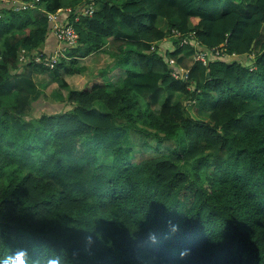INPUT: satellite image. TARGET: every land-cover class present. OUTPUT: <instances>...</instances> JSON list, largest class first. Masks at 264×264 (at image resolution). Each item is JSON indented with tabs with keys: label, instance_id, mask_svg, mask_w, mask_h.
I'll return each instance as SVG.
<instances>
[{
	"label": "trees",
	"instance_id": "trees-1",
	"mask_svg": "<svg viewBox=\"0 0 264 264\" xmlns=\"http://www.w3.org/2000/svg\"><path fill=\"white\" fill-rule=\"evenodd\" d=\"M57 10L78 33L68 50ZM263 25L264 0H0V259L264 264ZM50 39L64 49L53 69H23L21 51L48 55ZM96 53L108 64L87 69ZM37 68L66 93L33 117L16 80Z\"/></svg>",
	"mask_w": 264,
	"mask_h": 264
},
{
	"label": "rangeland",
	"instance_id": "rangeland-1",
	"mask_svg": "<svg viewBox=\"0 0 264 264\" xmlns=\"http://www.w3.org/2000/svg\"><path fill=\"white\" fill-rule=\"evenodd\" d=\"M33 8L35 7L32 6L31 9ZM15 10H17V8H15ZM261 33L264 36V25H263ZM173 47H174L173 40H165L160 44L162 53H165L168 50H173ZM68 49L70 48L68 47L67 50ZM63 53H64V50L62 51L61 54ZM162 55L166 56L164 54ZM172 61H174L173 58H172ZM108 62L109 60L107 59L106 56L99 55L98 53H96V54H93L90 58L86 60L84 59L82 61V64H84L87 69L96 71L98 67L101 68L105 66L106 64H108ZM42 64L43 66L47 67L44 63ZM26 65L27 64L23 65V69H27ZM48 67L50 69H53V67L51 66H48ZM36 71L38 73H34L32 75L34 78L31 80L28 78H25V79L19 78L16 80L17 89H20L23 92L28 91L31 96H33L34 98H38L32 104L33 110L31 111L32 112L31 116L33 117H37L41 113H49V112H55V111L60 110L63 105L62 97H64L66 93V90L59 86V83H60L59 79L58 80L53 79L50 72L40 73L41 68H37ZM185 76L186 75H184L183 77ZM66 79L68 80L69 86L71 88L82 89L88 86L91 83V80L94 79V77L92 76V78H90L88 77V74L85 73L84 75H80V76L66 77ZM187 109L189 112H193L194 104L187 105ZM15 125H22V124H20V122H17ZM138 143H139L138 141H134V144H138Z\"/></svg>",
	"mask_w": 264,
	"mask_h": 264
},
{
	"label": "built area",
	"instance_id": "built-area-1",
	"mask_svg": "<svg viewBox=\"0 0 264 264\" xmlns=\"http://www.w3.org/2000/svg\"><path fill=\"white\" fill-rule=\"evenodd\" d=\"M19 2V1H18ZM19 8H27V5L21 1ZM67 11H70L68 9ZM94 11V5L89 4L88 6H85L81 8V12L84 15H91ZM62 11L57 10L55 13H50L49 18L52 20V28H53V33L57 40L59 41L60 46L65 45L66 47L73 48L76 46L77 41H78V33L75 31L73 25L70 23L66 22V24H62L59 15ZM78 20V16L75 18L74 21ZM177 36H180L178 32H175ZM186 42L183 40V43ZM64 49L61 47V49H57L56 52L53 54H44L43 52H35L32 54H27L26 51L22 50L20 54V61L23 62L24 64H27V62L33 61L36 64H41L44 63L47 67L51 66L53 67L57 58L59 55L62 53ZM225 52L224 47H219V48H214L211 50H206L198 47L197 52L195 53L193 60L194 61H200L203 65H207V61L210 58H218L221 56V54ZM171 63L174 64V61H170ZM184 75H187V70H184L181 75H179V71L176 69V72H173L174 77H183ZM183 78H186L183 77Z\"/></svg>",
	"mask_w": 264,
	"mask_h": 264
},
{
	"label": "clouds",
	"instance_id": "clouds-1",
	"mask_svg": "<svg viewBox=\"0 0 264 264\" xmlns=\"http://www.w3.org/2000/svg\"><path fill=\"white\" fill-rule=\"evenodd\" d=\"M171 37L173 39L174 36L171 34ZM185 41L186 42L183 43V40H179L180 45H188L189 44L188 42H191L192 43L191 45L195 46L194 41H188L187 39ZM221 46L225 48L224 44H222ZM198 47H200V46H197V49H198ZM200 48L204 49L203 47H200ZM225 50H226V48H225ZM196 52H197V50H196ZM195 53L193 54V57H194ZM223 53L221 54L220 57L224 56ZM193 57H192V59H193ZM220 57H218V58H220ZM215 59H217V58H210V59H208V61L209 60H215ZM208 61H207V64H208ZM198 62H200V61H198ZM204 66H206V65H204ZM173 227L175 228L176 226H173ZM0 264H27V262L24 260V251L21 250V251L17 252L14 256H9L5 259H0ZM33 264H41V261L35 260L33 262ZM46 264H61V261L58 257L57 258H49V259H47Z\"/></svg>",
	"mask_w": 264,
	"mask_h": 264
},
{
	"label": "crops",
	"instance_id": "crops-1",
	"mask_svg": "<svg viewBox=\"0 0 264 264\" xmlns=\"http://www.w3.org/2000/svg\"><path fill=\"white\" fill-rule=\"evenodd\" d=\"M15 2L19 1V0H14ZM62 15L60 14V17ZM55 49H57L56 43L54 40L50 39L48 41L45 42V46H44V50L46 51V53L51 54Z\"/></svg>",
	"mask_w": 264,
	"mask_h": 264
}]
</instances>
